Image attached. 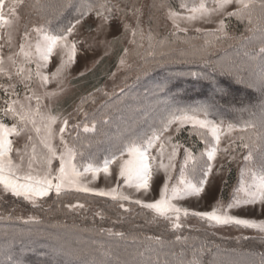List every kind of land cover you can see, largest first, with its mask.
<instances>
[{"label":"snow or ice","instance_id":"obj_1","mask_svg":"<svg viewBox=\"0 0 264 264\" xmlns=\"http://www.w3.org/2000/svg\"><path fill=\"white\" fill-rule=\"evenodd\" d=\"M23 5L24 0H0V200L10 195L33 208L50 212L52 205L47 208L44 205L51 193L55 194L53 204L57 208L61 206V197L71 192L92 194L109 197L125 213H132L131 205H137L145 210L146 223L162 222L174 232L188 226L186 220L195 218L208 229L231 228L256 233L255 236L242 233L235 238L237 242L264 243V218L237 214L252 210L264 217V0H181L178 9L171 0H153L148 5L150 9L165 10L166 19L172 25L170 35L187 33L190 28L204 35L205 50L222 41L237 39L229 30L233 19L244 25V32L238 38L241 62L212 66L213 73L232 77L237 84L257 94L255 102L237 109L241 113L239 120L224 118L212 103H182L180 93L172 92V82L165 78L146 90L152 96L164 97L151 109L133 97L131 100L137 106L127 105L133 114L125 116L122 106L126 97L119 104H102L106 107L103 116L87 122L88 113L83 104L88 98L96 103L89 93L76 109L85 121L75 124L71 123L72 115H64L59 108V98L74 79L71 69L78 53L100 45L107 54L113 45L124 40L144 48L146 41L145 54L135 53L143 61L140 70L146 74L153 64L162 62L155 59L157 55L164 56L166 49L175 50L177 40L159 38V33L152 28V14L144 19L145 5L141 0H64L53 15H40L42 23L31 29L25 26L17 40L18 10ZM36 5L40 6V0H36ZM68 12L72 18L67 24L60 23ZM90 19L88 35L81 38L80 29ZM113 31L118 34L109 39ZM179 42L195 48L188 39ZM132 55L133 49L125 47L118 69H130ZM53 57H58L59 63L54 70L46 71ZM180 75L210 81L219 94H224V89L210 74ZM52 83L56 87L49 89ZM104 95L112 94L104 92ZM244 113L248 119L243 118ZM117 117L115 131L105 132L104 128L113 125ZM185 132L187 139L182 140ZM193 137L203 148H198ZM19 141L23 142L18 146ZM100 144L106 146L100 149L97 147ZM54 161H58V166ZM231 164L238 167V181L227 201L221 196L205 211L186 206L185 201L202 197L213 175L230 173ZM161 173L163 184L159 197L147 199ZM101 175L105 181L115 183L107 188L95 186ZM63 207L75 211L84 209L85 204L66 203ZM96 215L103 219L102 212ZM0 218L41 222L36 215L13 217L11 212ZM118 219L124 217L118 216ZM81 231L107 234L123 241L129 239L125 232L112 228ZM49 239L52 241L49 251L41 255L48 257L51 264H264V251L243 250L240 252L243 258L238 260L231 255L237 249H221L219 244H212L206 238L197 243L198 238L181 235H176L174 242L165 241L159 235H145L143 241L132 235V247L126 246L123 256L119 244L92 246L82 242L69 244L55 236ZM16 242L15 238L11 243L5 242L0 264H27L24 253L33 249L20 239L21 248L16 251ZM173 243H182L184 247L176 252L170 247ZM189 252L190 258L186 259ZM206 256L210 257L207 261Z\"/></svg>","mask_w":264,"mask_h":264},{"label":"trees","instance_id":"obj_2","mask_svg":"<svg viewBox=\"0 0 264 264\" xmlns=\"http://www.w3.org/2000/svg\"><path fill=\"white\" fill-rule=\"evenodd\" d=\"M42 1H44L42 6L45 10L42 11L46 15H53L59 10L64 2V0ZM157 2H159V0H157ZM180 2V0H172V5L177 6ZM71 18L72 14L71 12H68L62 18L60 23L67 24L68 20ZM231 23L232 27L229 30L235 37H237V39L222 41L216 47L207 50L204 49V40L206 38L204 35L176 33V36H172L170 33L163 32L162 34L158 31V33H160L159 38L161 39L167 37L169 40H177V43L173 46L175 50L169 52L166 49V54L164 56L161 57L157 55L155 59L162 62L159 65L153 64L151 70L146 74H144L139 67L143 64V61L134 54V66H132V70H135L136 72L124 82L122 86L124 94L121 95L120 90L119 93L109 97L106 101H101L102 103L100 102L90 110L88 109L87 121H91L93 118L100 119L106 111V107L103 106V108L102 104L106 105L108 101H112V98L117 100L116 104H119V102L125 100L126 97L128 98L126 100L127 103L131 102V98L136 96L139 102L151 109L158 104L159 100L164 99V97L162 95L159 98L152 96L150 93L146 92V90L153 88L154 85L165 78L171 80L172 92L180 93L182 103H212L216 105L218 113L224 118L239 120L241 113L237 111V109L251 102H255L257 94L247 89L244 85L237 84L232 77L220 75L219 72L213 73L212 71V66L215 64H239L243 58L242 48L238 38L240 37V34L244 32V25L237 23L234 19ZM245 35L251 36L252 34L245 33ZM258 35L259 33L256 34V36ZM185 39H188L195 48H189L188 45L179 42ZM253 43H255V37H253ZM137 49V52L141 55L145 54L147 50V42L145 41L144 48L137 47ZM182 50L184 53L183 55L181 54ZM238 53H240V55H238ZM149 59L151 60L152 58L149 57ZM190 72H201L212 75L219 87L224 89V94H219L210 81L193 78L187 75H180ZM100 86L101 79L95 82V88H99ZM111 104L114 103L111 102ZM122 107H124V110L126 109L125 105ZM243 118L248 119V114L244 113ZM104 131L111 134V126L105 127ZM74 135L75 132L73 133V136ZM186 139L187 133L185 132L183 140ZM192 139L195 141L194 138ZM85 142L87 141L85 140ZM197 145L199 146V143H197ZM105 146L106 145L100 144L97 147L103 149ZM230 181L231 178L227 180V183ZM50 197V199L46 198V203L44 205L45 208L52 205V210L50 212L41 208H33L28 203L22 200H16L10 195L0 200V217L7 216L9 212H11L13 217L23 216L24 214L36 215L41 221L39 223H25L22 220H17L15 218L12 220L0 218V259H2L5 242L7 241L8 243H11L13 238H15L17 241L14 245L16 251H19L21 248L19 243L20 239H23L25 244L33 249V251L24 253V259L27 264H51L48 257L41 255V253L49 251L48 245L52 242L49 239L50 236L59 237L62 241H67L69 244H74L76 242H82L92 246H98L99 244H119L121 256H123V251L126 246L132 247V235H137L141 241H143L145 235H159L162 236L165 241L170 242L175 241L176 235L198 238L197 243L199 240H204L206 238L212 244H219L221 249H237V252L231 253V255L238 260L243 258L240 255V252L243 250L253 249L256 252L262 251L259 245L251 243L252 240H241L237 242L234 238H214V235H211V232L208 234L203 228L189 225L188 223H186L188 226L182 228L179 232H174L170 229V226L165 224L146 223V212H140V215L138 216L136 214L125 213L119 208L118 210L113 209V207H111L112 209L102 207L100 209L101 211H97L103 213L102 219L100 216L96 215L97 212L95 213V211L92 210L98 209L100 206L106 203L109 204L113 201H104V198L95 195L91 196V194H75L74 192H71L61 197V206L59 208L53 204V201L56 199L55 195L51 193ZM91 197L96 198V207L98 208H94L93 206V208L86 207L84 209L70 211L63 207V204L70 202L69 199H92ZM77 202L81 203L82 201ZM84 202L87 203V206H90L88 201L84 200ZM13 209L14 211H12ZM118 216H123L124 219L119 220ZM147 218L150 219V215L147 216ZM73 225H76L77 227L74 228ZM135 225H140L141 227H135ZM93 227L96 229L112 228L114 231H123L128 235L129 239L123 241L116 237H109L107 234L101 235L98 232L81 231L82 229ZM5 232H7V236H5ZM93 241H95L94 245ZM170 247L172 250L179 252L184 245L182 243H173ZM185 258H190V252L186 254ZM209 259V256L205 257V261Z\"/></svg>","mask_w":264,"mask_h":264},{"label":"rangeland","instance_id":"obj_3","mask_svg":"<svg viewBox=\"0 0 264 264\" xmlns=\"http://www.w3.org/2000/svg\"><path fill=\"white\" fill-rule=\"evenodd\" d=\"M181 1V0H180ZM142 3H144V19L147 20L149 13L153 16L152 21V28L154 31H159L163 34V32L171 33L172 31V25L171 22L166 19L165 16V10L164 9H150L148 5L153 3V0H141ZM190 2V0H189ZM44 1L40 0V6L36 5V0H24V5L21 7L19 11L20 21H19V33L17 34V40H19L20 35L25 30V26H27L28 29H31L34 25H38L39 23H42L43 21L40 19V15H46L43 13L42 10ZM172 3V0H171ZM177 9L179 8V4L177 6L173 5ZM5 11L7 12V8H5ZM45 11V10H44ZM92 23V20L90 19L87 23L84 24L83 28L80 29L81 38L88 35L87 29L88 24ZM202 27H213V25H202ZM159 28V29H158ZM182 34H194V35H202L200 33H196L194 29H191L187 33L183 32H177ZM115 31L109 34V39L113 35H117ZM160 34V33H159ZM125 47H128L130 49H133V55L129 58V63L134 66V54L137 53V47L133 45H129L127 40H124L123 42L116 43L113 45L108 51L107 54L105 53V48L103 46L97 45L93 50L88 51L86 53H78L76 63L73 65L71 69L72 79L70 81L71 86L67 88L66 92L59 98V108L63 111L64 115L71 114L72 119L71 123L75 124L78 122H84L85 117L82 113L77 112V106L81 104V99L84 97H88L89 93L93 94V97L95 98L96 103H92V98H88L87 102L83 104L84 111L90 110L95 105H98L101 101H106L109 97L114 96L116 93H119L124 82L132 76L136 71L132 70V67L130 69L128 68H119L118 69V63L121 55L123 54V49ZM94 61H99L98 63H94ZM59 63L58 57H53L49 63V67L46 71H52L55 69L56 65ZM35 67L34 65L32 66ZM83 72V76H79V73ZM113 73H115V76H113ZM101 79V86L99 88H95V82L97 80ZM49 89L55 88V83L50 84ZM96 89H102V91L97 92ZM104 92H108L112 95L105 96ZM0 95H2V92H0ZM137 98L136 96H134ZM133 98V97H132ZM116 99L112 98V103L116 104ZM101 102V103H102ZM111 102H107V104H111ZM141 103V102H140ZM106 104V105H107ZM131 104L132 107H136L137 105L131 102H127L125 104V115L129 116L132 115L131 109L128 108L127 105ZM103 107V106H102ZM104 108V107H103ZM90 122V121H87ZM119 122L118 118L114 121V124L111 125V131H115V123ZM10 123V121H9ZM111 132V133H112ZM74 133V132H73ZM72 133V135H73ZM187 133V132H186ZM184 136V135H183ZM183 136L181 139L183 140ZM195 139V137H193ZM194 141V140H193ZM23 141L18 142V146ZM58 142V141H57ZM196 142V140H195ZM190 143V142H189ZM199 143V141H197ZM198 148H203L202 144H199ZM182 158V154L181 157ZM54 164L58 166V161H54ZM231 172L228 173L227 171L225 173H222L221 175H213L211 179V185L206 186V191L204 194H202V197L197 198H191L188 201H185L184 203L186 206H189L195 210L205 211L210 210L211 206L215 202L216 199L220 198L221 196L225 201H227L230 197V194L232 192L233 186L237 184L238 181V167L236 164H231ZM178 175V171L176 173ZM231 178V181L225 185V181ZM115 183L113 180L112 182L105 181L103 175H101L97 181L95 182V186L97 187H110ZM163 184V174L161 173L160 176L155 180V183L153 185L152 192L147 197V199H156L159 197V189L161 185ZM223 187V191H221ZM75 193V192H74ZM54 194V193H52ZM77 194V193H75ZM55 195V194H54ZM91 196H93L91 194ZM92 199H69L70 202L75 204L77 201H82L81 203L85 204V208H98L96 207V198L91 197ZM104 198V201H110L111 199L109 197H102ZM72 200V201H71ZM84 200L88 201L90 203V206H87V203L84 202ZM99 201V200H98ZM112 201V200H111ZM127 206V202H125ZM107 208V209H118L117 205L114 204V202H110L109 204H104L100 206L98 209H94L92 211H101V208ZM133 208V212L131 213L133 215H140V212H145L137 205H131ZM119 210V209H118ZM92 213V212H91ZM238 215L242 217H250V218H264L259 217L257 212L249 210V211H240L237 213ZM30 214H24V217H28ZM185 223H188L189 225H195L199 228H203L208 232V234L211 232H215L216 235H214V238L218 239H230V238H236L240 236L242 233L245 236H255L256 233L252 230H241L238 231L236 229H208L205 225L200 223L195 218H189L186 220ZM161 225H164V223H159ZM251 243H254L256 245H259L262 251H264V243H262L259 240H252Z\"/></svg>","mask_w":264,"mask_h":264}]
</instances>
